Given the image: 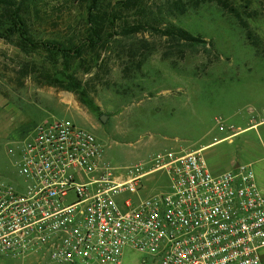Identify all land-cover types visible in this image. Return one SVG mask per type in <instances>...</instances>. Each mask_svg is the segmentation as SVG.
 <instances>
[{
    "label": "rangeland",
    "instance_id": "374dc122",
    "mask_svg": "<svg viewBox=\"0 0 264 264\" xmlns=\"http://www.w3.org/2000/svg\"><path fill=\"white\" fill-rule=\"evenodd\" d=\"M7 8L0 14L21 13L34 42L71 53L30 51L2 19L0 181L21 183L7 148L40 123L69 120L95 137L114 168L147 171L156 155L205 147L211 174L249 167L264 194V0H16ZM177 30L200 41L166 35ZM139 184L117 202L169 189L164 172ZM144 259L151 264L126 249L122 264Z\"/></svg>",
    "mask_w": 264,
    "mask_h": 264
},
{
    "label": "built area",
    "instance_id": "2783aa9c",
    "mask_svg": "<svg viewBox=\"0 0 264 264\" xmlns=\"http://www.w3.org/2000/svg\"><path fill=\"white\" fill-rule=\"evenodd\" d=\"M202 151L156 155L147 171L119 169L73 122L34 126L7 148L21 183L0 181V257L122 264L128 249L151 264H264V194L253 172L213 175ZM156 172L168 176L167 192L117 202Z\"/></svg>",
    "mask_w": 264,
    "mask_h": 264
},
{
    "label": "trees",
    "instance_id": "16d2710c",
    "mask_svg": "<svg viewBox=\"0 0 264 264\" xmlns=\"http://www.w3.org/2000/svg\"><path fill=\"white\" fill-rule=\"evenodd\" d=\"M16 0H0V6L8 7L7 9H11L14 7ZM8 10H4L0 14V29L3 26V20L9 19L10 27L8 31L10 33L9 36H14L15 34H20L19 38L23 47L29 49L30 51H46L52 53L55 56H67L70 55V51L66 50L58 45L50 44V43H38L34 42L26 32L25 20L23 15L19 12H16L14 15H9ZM3 19V20H2ZM166 35L169 36H177L180 40L187 43H196L200 40H197L190 36L187 32L183 30H177L175 32H166Z\"/></svg>",
    "mask_w": 264,
    "mask_h": 264
},
{
    "label": "water",
    "instance_id": "95a60500",
    "mask_svg": "<svg viewBox=\"0 0 264 264\" xmlns=\"http://www.w3.org/2000/svg\"><path fill=\"white\" fill-rule=\"evenodd\" d=\"M98 121L102 124V125H105L107 123V116L106 115H101L99 118H98Z\"/></svg>",
    "mask_w": 264,
    "mask_h": 264
},
{
    "label": "crops",
    "instance_id": "0c3cea01",
    "mask_svg": "<svg viewBox=\"0 0 264 264\" xmlns=\"http://www.w3.org/2000/svg\"><path fill=\"white\" fill-rule=\"evenodd\" d=\"M235 135H236V134H235ZM235 135H234V136H235ZM223 139H225V138H223ZM223 139H221V140H223ZM211 145H213V143H211L209 146H211ZM203 148H205V147H203ZM203 148H202V149H203ZM199 150H201V149H199ZM199 150H198V151H199ZM236 168H237V165L234 166V169H236Z\"/></svg>",
    "mask_w": 264,
    "mask_h": 264
}]
</instances>
